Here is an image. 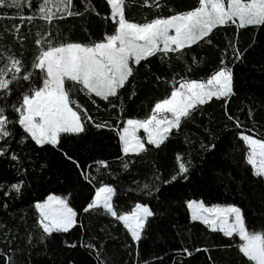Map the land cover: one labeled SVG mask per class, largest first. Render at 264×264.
<instances>
[{"label":"snow or ice","instance_id":"snow-or-ice-1","mask_svg":"<svg viewBox=\"0 0 264 264\" xmlns=\"http://www.w3.org/2000/svg\"><path fill=\"white\" fill-rule=\"evenodd\" d=\"M93 16L99 35L89 27ZM77 24L83 38H74ZM244 31H264V0H0V209L13 221L0 219V264H34L41 246L36 255L52 259L57 241L82 250L83 264H117L107 245L120 240L118 227L129 257L121 264H194L198 255L206 264H264V122L252 106L237 110L245 120L230 110L235 65L257 42L254 35L242 48ZM213 51L218 62L209 67ZM136 99L142 116L128 114ZM216 104L220 123L209 112ZM105 132L114 133L107 139L116 141L119 172L97 158V145L109 146ZM181 135L187 149L175 152L165 176L155 156ZM41 153L71 162L76 184L11 212L52 167ZM206 157L213 161L207 171ZM149 160L150 173L126 192L109 182ZM201 185L227 193V202L206 201ZM186 186L195 188L192 195L181 191ZM76 195H84L80 208ZM181 208L190 225L205 229L199 246L165 228L177 227L173 213ZM90 218L101 222L99 234ZM157 233L167 246L145 252Z\"/></svg>","mask_w":264,"mask_h":264},{"label":"trees","instance_id":"trees-1","mask_svg":"<svg viewBox=\"0 0 264 264\" xmlns=\"http://www.w3.org/2000/svg\"><path fill=\"white\" fill-rule=\"evenodd\" d=\"M177 3L180 5H188L193 3V0H177ZM137 15H139V13H137ZM69 27H71V24H69ZM89 27L94 34L99 35L100 20L93 16L89 21ZM231 34V30H229L228 35L230 36ZM73 35L74 38H83L84 33L82 32L79 24H77ZM254 35L256 36L257 42L253 47L249 48L244 61L235 65L234 72L237 95L233 97L230 102V110L236 112L242 120H245L246 116L238 112L237 110L245 109L246 111L248 106H252L253 108L257 109L256 119L258 121L264 122V120H262V117H264V112L259 111L260 106L264 104V31H259L256 33L244 31L241 36V47H248V45L252 42L251 38ZM223 40L224 36L223 34H220L218 37V41L220 43H223ZM201 55H204V53H201ZM207 55L210 59L209 67L218 62L217 53L215 51L207 53ZM153 70L159 71L161 74L165 72V68L158 67V63L156 61L153 62ZM202 74L204 73L197 72L193 75L199 76ZM144 89L145 92H153L157 95L159 94L158 92H155V90L152 89L150 85H145ZM145 92H142L141 96H143ZM143 112L144 109L139 99L134 100L128 107L129 115L142 116ZM209 112L216 117L218 123L223 122L219 104L213 105L212 108L209 109ZM93 114H95L94 109ZM204 122L207 123V114L205 115ZM247 122L250 125L251 122ZM214 128H216L218 131L217 125H214ZM189 130L192 132L196 131L195 128H190ZM104 136L105 138L102 140V143L109 146L101 151V147L98 144L96 149L97 158L107 157L111 163L113 171L119 172L118 162L113 158L117 153V149L115 147L116 141L115 139H107L108 136H114V133L105 132ZM92 139L98 141L101 140L100 137H93ZM65 147H68V145H65ZM89 147H91V143H89ZM186 149L187 145L184 143L183 135H181L179 137L173 138L172 142L168 144L167 148L161 151L158 156H155V159L164 171L165 176H167L168 172L173 166L175 152L184 151ZM40 159L49 160L52 167L46 173H44L42 179L39 176L35 179L32 188L25 195L24 201L22 203L17 202L15 205H13L11 212H16L21 208H26L31 200L41 197L49 190H55L57 193H64L66 189L72 190V186L76 184L77 174L71 162L61 161L58 154L50 155L47 153H41ZM88 163L90 164L91 160H89ZM197 163L199 164V160H197ZM212 163L213 161L211 157L205 158L204 168L206 171L211 168ZM4 167V164L0 163V169H3ZM151 169V160L143 163H138L131 176L127 174H121L119 180L109 178V182L117 184L121 192H126L129 187H134V185L132 184L133 180L142 181L144 177L150 173ZM195 183L196 181L194 179L193 185H195ZM181 191H187L188 195H192V193L195 191V188L193 186H186L185 188H182ZM200 192L203 194L206 201L227 202L225 200L227 193L221 196L218 194V192L206 189L203 185H201ZM84 195H86V193ZM84 195H76V198L73 201L74 206H76L77 208H80L82 206L84 202ZM129 195L135 194L130 193ZM173 216L175 217L174 222L177 224V227L172 228L170 225H165V228L169 232L170 236L177 233L183 235L184 237H188L190 235L192 241H194L197 246L205 242V229L203 228V226L197 224L195 227H193L192 225H190L182 208L174 212ZM0 219L6 220L9 223L13 222L10 219V215L5 214L2 209H0ZM90 219L93 226L91 230L99 234L98 227L100 226L101 222L97 221L95 218ZM86 222L88 221L86 220ZM188 228L192 229L191 233H188L186 231V229ZM114 234L120 236V240L109 242L107 245L108 252L117 261V264H121V262H127L129 257L122 248L124 236L119 227L114 230ZM180 235H177V239L171 240V246H178ZM68 238L73 239L74 237L69 236ZM216 239L219 240V237H217ZM157 244L165 246H167L168 244V242H166L162 238L160 233L156 234V241H153L151 239L145 241L142 245V249L145 252L153 248H156V250L159 251ZM41 249L42 246L41 248H37L33 253L34 264H52L53 260H55V264H68V261L70 260H75L76 264H83V261L86 259L82 250L72 251L64 249L60 246L59 241H57L55 244H52L50 247L49 255L52 257V259H49L42 255L37 256L36 252H40ZM219 255L223 254L214 253V256ZM194 264H206L205 257L203 255L196 256Z\"/></svg>","mask_w":264,"mask_h":264}]
</instances>
